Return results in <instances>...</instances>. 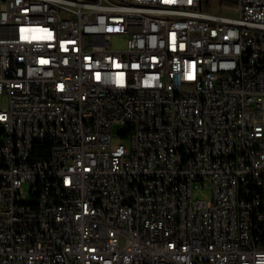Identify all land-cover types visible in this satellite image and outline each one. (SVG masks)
<instances>
[{
	"label": "built area",
	"instance_id": "built-area-1",
	"mask_svg": "<svg viewBox=\"0 0 264 264\" xmlns=\"http://www.w3.org/2000/svg\"><path fill=\"white\" fill-rule=\"evenodd\" d=\"M204 2L0 0V264H264V0Z\"/></svg>",
	"mask_w": 264,
	"mask_h": 264
},
{
	"label": "rangeland",
	"instance_id": "rangeland-1",
	"mask_svg": "<svg viewBox=\"0 0 264 264\" xmlns=\"http://www.w3.org/2000/svg\"><path fill=\"white\" fill-rule=\"evenodd\" d=\"M203 10L205 12H212L217 13L220 15L228 16L230 15L229 9H227L226 6L221 4V0H208V3L204 2L203 4ZM125 45V41H116L114 44L115 48H122ZM124 130L121 126H116L113 129V134L117 136L118 133L122 132ZM114 142L120 143L121 141L119 138H115ZM211 192L210 191H200L195 193V198L204 200V201H210L211 199Z\"/></svg>",
	"mask_w": 264,
	"mask_h": 264
},
{
	"label": "bare ground",
	"instance_id": "bare-ground-1",
	"mask_svg": "<svg viewBox=\"0 0 264 264\" xmlns=\"http://www.w3.org/2000/svg\"><path fill=\"white\" fill-rule=\"evenodd\" d=\"M26 41H33V33H26Z\"/></svg>",
	"mask_w": 264,
	"mask_h": 264
}]
</instances>
